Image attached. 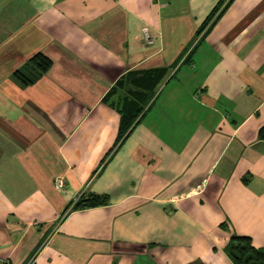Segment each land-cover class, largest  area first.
<instances>
[{"label": "crops", "instance_id": "0c3cea01", "mask_svg": "<svg viewBox=\"0 0 264 264\" xmlns=\"http://www.w3.org/2000/svg\"><path fill=\"white\" fill-rule=\"evenodd\" d=\"M39 52L53 65L23 86ZM158 67L120 144L104 96ZM263 125L264 0H0V261L239 264L236 235L264 252ZM90 193L110 200L72 209Z\"/></svg>", "mask_w": 264, "mask_h": 264}, {"label": "trees", "instance_id": "16d2710c", "mask_svg": "<svg viewBox=\"0 0 264 264\" xmlns=\"http://www.w3.org/2000/svg\"><path fill=\"white\" fill-rule=\"evenodd\" d=\"M215 10L214 12H217ZM215 14V13H214ZM207 23H205L206 27ZM53 60L42 52L32 56L25 69L17 71V80L27 86L47 73ZM167 73V67L135 69L119 79L111 90L104 96V101H111L120 114V130L117 141L122 144L133 129L142 120L155 95V89ZM112 99V100H111ZM115 99L117 103H115ZM259 136L264 139V125L259 129ZM109 196L101 194L82 195L72 205V209H82L107 204ZM233 258L239 264H260L264 262V252H260L252 243L249 236H233L229 248Z\"/></svg>", "mask_w": 264, "mask_h": 264}, {"label": "built area", "instance_id": "2783aa9c", "mask_svg": "<svg viewBox=\"0 0 264 264\" xmlns=\"http://www.w3.org/2000/svg\"><path fill=\"white\" fill-rule=\"evenodd\" d=\"M143 33H144V39L148 44L154 42V38L152 34H150L149 29L147 27L143 28ZM54 183L58 189H63L65 187L66 178L64 176H57L54 180ZM0 264H9V262L5 260H1Z\"/></svg>", "mask_w": 264, "mask_h": 264}, {"label": "rangeland", "instance_id": "374dc122", "mask_svg": "<svg viewBox=\"0 0 264 264\" xmlns=\"http://www.w3.org/2000/svg\"><path fill=\"white\" fill-rule=\"evenodd\" d=\"M17 71H18V70L16 69V70H14V72H13V75H14V78H15V79L18 78V77H17ZM17 81L19 82V80H17Z\"/></svg>", "mask_w": 264, "mask_h": 264}]
</instances>
